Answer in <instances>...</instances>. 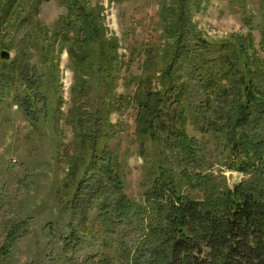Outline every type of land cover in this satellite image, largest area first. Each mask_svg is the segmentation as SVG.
I'll use <instances>...</instances> for the list:
<instances>
[{
  "label": "rangeland",
  "instance_id": "1",
  "mask_svg": "<svg viewBox=\"0 0 264 264\" xmlns=\"http://www.w3.org/2000/svg\"><path fill=\"white\" fill-rule=\"evenodd\" d=\"M69 1L0 0V264H97L103 256L113 257L116 264H134L133 258L146 242V218L159 216L158 203L155 206L146 197L153 191L155 177L162 174L159 165L163 170L173 169L179 176L180 192L197 200L213 189L224 190L229 173L233 183L240 181L249 187L264 180L258 171L262 164L259 156L246 161L245 148L236 150L226 135L230 127H223L228 121L221 109L229 107L233 97L211 101L213 89L216 96L231 93L226 69L218 63L215 68L196 57L194 63H188L193 70L183 66L176 74L178 82L185 85V110L175 130L198 144L189 173L207 176L206 186L189 184L182 176L184 155L174 150L170 143L174 139L160 129L154 138L143 137L138 130V100L142 93L162 91L160 71L169 59L161 36L162 5L174 3L176 10L184 9L211 42L244 43L256 90L264 93V0H204L200 4L189 0H83L100 24L102 38L118 44L122 66L111 105L104 104L105 95L93 82L87 83L90 88L74 87L66 46L75 40L64 43L59 38L63 34L55 33L57 23L69 11ZM3 50L10 53L9 59L1 57ZM14 62L13 71L4 68ZM23 67L36 76L43 75V84L21 77ZM3 71L7 73L4 82ZM207 71L214 74L209 85L205 84ZM223 88L226 90L219 91ZM33 92L43 94L48 102V108L38 104L36 120L20 105L23 97ZM199 111L205 112V119ZM88 114L101 119L89 139L82 135ZM78 116L82 121L76 124ZM164 122L170 124L168 116ZM93 142L99 151L110 150L124 194L142 206V212L121 226L122 235L112 236L108 231L100 202L81 206L85 199L80 200L75 190L83 173L81 167L74 178L72 168L88 155ZM165 201L162 204L168 205Z\"/></svg>",
  "mask_w": 264,
  "mask_h": 264
},
{
  "label": "trees",
  "instance_id": "2",
  "mask_svg": "<svg viewBox=\"0 0 264 264\" xmlns=\"http://www.w3.org/2000/svg\"><path fill=\"white\" fill-rule=\"evenodd\" d=\"M193 1L200 4L204 0H189ZM68 3L69 11L57 23L58 30L55 33L57 36L59 33L63 34L59 38L64 43L70 38L75 40L72 45L66 46L74 71V87L90 88L87 83L93 82L102 89L106 101L104 104L111 105L115 98L110 96L122 66V60L117 54V41L108 42L102 38L100 24L83 0H70ZM181 5L184 6L182 3ZM174 7V3L166 2L160 9L161 36L169 59L166 67L160 71L162 91L157 94L142 93L138 100L139 135L154 138L157 129H160L167 138L174 139L170 142L174 144V150L184 155L186 168L181 172L182 176H185L189 184L206 186L209 183L207 176L199 173L191 176L189 173V167L195 164L199 152L198 144L195 139H188L183 132L175 130L185 110V85L178 82L176 74L184 69L183 66L189 69L188 63H194L196 57L204 63L210 62L215 68L214 63H218L226 69L224 76L228 78L231 93L216 96L213 89L211 101L219 103L217 97H233L232 104L221 109L228 121L223 127H230L226 135L236 150L245 148L242 151L246 153V161L259 156L262 164L258 171L264 178V93L256 90L258 87L254 84L249 58L243 50L246 48L244 43L239 45L229 40L220 45L209 41L188 19L184 9L176 10L177 7ZM14 65L15 62L4 68H12L13 71ZM30 73L32 74L29 76ZM20 74L21 77L28 76L32 84H43V75L36 76L26 67L21 69ZM207 74L205 84L209 85L213 82L214 74L209 71ZM6 78L7 73L1 72V81L4 82ZM198 83L202 86V77ZM188 86H191V82H187ZM222 90L225 91L226 88L219 89ZM211 101L205 100L212 106ZM38 104H41V108H48L47 97L38 92L25 95L20 102L33 120L37 118ZM170 107L172 112L169 111ZM101 113V110L97 111V114ZM204 114L205 112L199 111V115L205 119ZM88 116L83 121L87 122V126L82 129V135L89 139L96 133L94 125L101 119L94 118L93 114ZM167 116L170 124L166 125L164 121ZM78 118L76 124L82 121L79 116ZM207 121L215 124L210 118ZM247 134L255 136L249 138ZM236 136H239V140ZM88 149V155L72 168L74 178L79 170L81 172L82 169L83 173V178L76 185L77 196L80 200L85 199L81 206L88 201L100 202V215L109 222L108 231L112 236L122 235L121 226L142 212V206L131 202L124 194L121 176L114 169L115 158L110 150L99 151L94 142L89 144ZM249 151H254L255 155L251 156ZM248 164L253 165L254 162ZM157 169L162 174L155 177L153 191H148L146 197L147 202L155 206L158 203L159 216L150 220L146 218V242H143L132 263L264 264V180L257 181L251 187L242 182L235 183L233 187L228 184L221 192L213 189V193L197 200L180 192L177 183L179 176L173 169L163 170L160 165ZM166 198L170 199L169 202L165 201ZM162 201L168 205L162 204ZM97 264H116V261L111 256H103Z\"/></svg>",
  "mask_w": 264,
  "mask_h": 264
},
{
  "label": "water",
  "instance_id": "3",
  "mask_svg": "<svg viewBox=\"0 0 264 264\" xmlns=\"http://www.w3.org/2000/svg\"><path fill=\"white\" fill-rule=\"evenodd\" d=\"M1 57L3 58V59H9L10 58V53L8 52V51H6V50H3L2 52H1ZM232 177H233V174L232 173H229L228 174V180H229V185L231 186V187H233V185L235 184V183H239V182H235V183H233V181H232Z\"/></svg>",
  "mask_w": 264,
  "mask_h": 264
}]
</instances>
